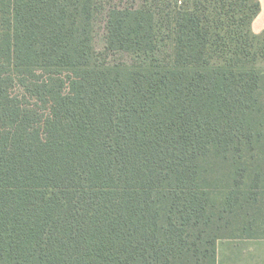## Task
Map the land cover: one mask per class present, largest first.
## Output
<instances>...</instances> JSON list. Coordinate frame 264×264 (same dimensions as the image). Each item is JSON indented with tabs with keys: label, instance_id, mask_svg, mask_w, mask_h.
<instances>
[{
	"label": "trees",
	"instance_id": "1",
	"mask_svg": "<svg viewBox=\"0 0 264 264\" xmlns=\"http://www.w3.org/2000/svg\"><path fill=\"white\" fill-rule=\"evenodd\" d=\"M151 1L107 8L106 52L134 57L107 64L65 7L24 12L21 52L0 0V264H217L264 239L261 3Z\"/></svg>",
	"mask_w": 264,
	"mask_h": 264
},
{
	"label": "rangeland",
	"instance_id": "2",
	"mask_svg": "<svg viewBox=\"0 0 264 264\" xmlns=\"http://www.w3.org/2000/svg\"><path fill=\"white\" fill-rule=\"evenodd\" d=\"M143 2L155 4L154 6L160 7L151 0H134L136 5H140ZM133 3V0H99L95 3V0H15V32L17 35H21V39L17 42L20 44L19 50L22 52L27 50L22 40L26 37L24 33L26 31V23L24 19V12L28 8H35L45 6L48 10H58L65 7L69 12L77 13L82 20V26L85 23L89 24L91 39H92V51L95 52L96 60L104 63L115 64L120 62L130 63L134 57L124 53H107L105 50V17L106 10L110 5H127ZM99 4V5H98ZM99 6V7H98ZM89 11H92L91 20L87 21L86 18L89 15ZM93 61V59H92ZM92 64V63H91ZM90 64V65H91ZM256 245V243H254ZM260 252L264 254V241L258 243ZM221 245H219L220 251Z\"/></svg>",
	"mask_w": 264,
	"mask_h": 264
},
{
	"label": "crops",
	"instance_id": "3",
	"mask_svg": "<svg viewBox=\"0 0 264 264\" xmlns=\"http://www.w3.org/2000/svg\"><path fill=\"white\" fill-rule=\"evenodd\" d=\"M259 1L261 10L252 23V30L256 33L264 30V0ZM262 241L264 239H221L218 242L217 264H264V254L260 252L258 246ZM219 245H221L220 251Z\"/></svg>",
	"mask_w": 264,
	"mask_h": 264
}]
</instances>
